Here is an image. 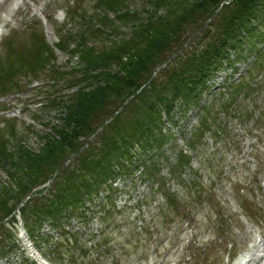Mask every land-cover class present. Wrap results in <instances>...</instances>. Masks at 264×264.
<instances>
[{"label":"trees","instance_id":"obj_1","mask_svg":"<svg viewBox=\"0 0 264 264\" xmlns=\"http://www.w3.org/2000/svg\"><path fill=\"white\" fill-rule=\"evenodd\" d=\"M142 2L139 9H133L128 0H97L102 15L98 23L89 24L85 32L72 35L71 30L64 27L68 39H59L61 45L54 47L45 44L36 33L31 58L27 56L23 60V53L19 55L13 49L7 54L4 50L0 58V93L13 88L9 81L12 78L51 70L48 79L51 84L42 87L37 96L42 93L38 102L41 108L57 109L58 125L39 122L49 130L43 132L36 151L19 146L11 148L4 140L0 141V166L8 179L7 183L0 181V223L12 214L21 200L31 195L20 211L23 223L31 235L38 233L43 223L59 232L53 246L56 258H64L65 251L70 253V249H63L76 238L63 230L68 211L74 214L119 175H132L139 167L137 163L144 178L155 181L160 173V152L171 140V135L162 133V113L175 125L173 115H184L197 106L205 82L215 77L223 62L228 67L233 66L227 54L229 50L236 55L234 62L243 61L245 53L253 56L258 66H263L264 0ZM73 14L70 22L77 17L75 12ZM212 17L185 51L159 70L145 86L155 69L167 62L188 37ZM119 24L131 28L130 34L122 39H118ZM91 39L101 41L99 49L90 43ZM55 49L70 58V70L66 74L62 73L63 69H53ZM58 79L75 91L63 97L56 95ZM247 82L241 78L238 84L231 86V102L241 93L246 98L254 93L251 83ZM126 101L121 112L81 151L102 123ZM222 110L227 111V108ZM204 114L198 121L191 146L196 144L198 136L211 131L207 121L212 114L210 109H205ZM71 155L78 156L56 175L45 193L43 189L32 192L50 180ZM188 165V159L179 153L171 171L179 173ZM157 187L162 190L164 186L158 182ZM174 198L165 193L170 205ZM99 212L106 221L113 211L102 205L99 211H93L94 214ZM9 224L0 226V257L14 248V234ZM41 241L48 244L53 239L46 236ZM80 253L86 255L84 250Z\"/></svg>","mask_w":264,"mask_h":264},{"label":"rangeland","instance_id":"obj_2","mask_svg":"<svg viewBox=\"0 0 264 264\" xmlns=\"http://www.w3.org/2000/svg\"><path fill=\"white\" fill-rule=\"evenodd\" d=\"M96 2L0 0V58L3 48L6 54L13 49L19 55L23 53V60L27 56L31 58L36 33L45 44L54 47L61 45L59 39H68L64 27L71 30L72 35L85 32L89 24L98 23L102 15ZM128 3L133 9H139L143 2L128 0ZM74 12L77 17L70 22ZM109 17L114 20L113 15ZM118 28V39L130 34V27L119 24ZM89 41L100 48L101 41ZM187 46H182L178 55ZM53 54V69H63L62 73L66 74L70 70V58L60 51ZM253 61L249 56L245 64L237 65V75L232 82L238 74L244 77ZM261 63L263 66L255 64L247 77L256 90L249 98L238 97L230 105L232 111L219 112L217 106L218 100L224 103L225 98L221 100L220 96L227 90L222 75L201 99L204 108L201 112L195 109L184 115L177 113L178 118L175 115L176 132L174 130L173 142L167 143L159 156L161 172L157 178L165 182L166 191L175 195L173 205L167 206L161 193L151 194V181L139 178L134 182L136 185L140 180L137 187L129 190V199L118 201V209H121H114L112 217L106 221H93L90 229L85 228L87 235L81 238L91 239L90 244L104 233L101 248L89 247V243L68 245L63 251L70 249V253L65 251L64 258L55 259L52 250L48 246L44 249V244L40 243L36 247L40 255L49 264H235L246 253L255 256L259 251L253 249L258 250V245L264 248V62ZM18 77V80L16 77L9 80L11 90L0 93V141L4 140L11 148L19 146L36 151L43 132L48 131L39 122L52 126L59 123L57 109H40L41 103H38L40 87L48 84L51 70L47 68ZM57 84L56 95L61 97L75 91L74 87L66 88L63 80ZM205 108L213 112L207 119L213 130L199 137L195 146L189 148L183 143L192 141L199 119L205 116ZM185 147L190 169L173 174L171 167L179 150ZM0 181H7L6 171L1 166ZM130 186L126 180L124 189ZM83 246L87 253L84 257L79 253V247ZM21 253L16 248L0 264H38L35 261L23 263ZM263 254L262 259L252 264H263Z\"/></svg>","mask_w":264,"mask_h":264},{"label":"bare ground","instance_id":"obj_3","mask_svg":"<svg viewBox=\"0 0 264 264\" xmlns=\"http://www.w3.org/2000/svg\"><path fill=\"white\" fill-rule=\"evenodd\" d=\"M252 251H254V252H257V251H260L259 252V254L262 252H264V248H262V246L261 245H258V250H255V249H253ZM264 255V254H263ZM254 256V254H252L251 253V256L248 254V255H246L245 257H243L237 264H250V263H252L253 262V257ZM260 257V255H258L257 256V258H259ZM263 256H261L260 257V259L262 258Z\"/></svg>","mask_w":264,"mask_h":264},{"label":"water","instance_id":"obj_4","mask_svg":"<svg viewBox=\"0 0 264 264\" xmlns=\"http://www.w3.org/2000/svg\"><path fill=\"white\" fill-rule=\"evenodd\" d=\"M206 26V23L203 25V28ZM200 31H195V33L190 37V39L186 42V44H185V46L189 43V41L196 35V34H198ZM184 46V47H185ZM180 53V51L177 53V55ZM173 58V57H172ZM171 58V59H172ZM171 59H169V60H171ZM166 65V63L165 64H163L161 67H159V68H157V70L158 69H160V68H162V67H164ZM123 107V106H122ZM120 110L121 109H119L112 117H114L116 114H118L119 112H120ZM110 121V119L109 120H107V121H105L103 124H102V126H104L106 123H108ZM100 131V130H99ZM99 131L96 133V134H98L99 133ZM66 164H67V161H65V163L62 165V167L59 169V170H57L56 172H55V174H57L61 169H63L65 166H66ZM50 184V183H49Z\"/></svg>","mask_w":264,"mask_h":264}]
</instances>
